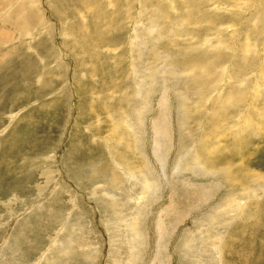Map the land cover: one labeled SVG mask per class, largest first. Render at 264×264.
Here are the masks:
<instances>
[{
    "label": "rangeland",
    "instance_id": "374dc122",
    "mask_svg": "<svg viewBox=\"0 0 264 264\" xmlns=\"http://www.w3.org/2000/svg\"><path fill=\"white\" fill-rule=\"evenodd\" d=\"M0 264H264V0H0Z\"/></svg>",
    "mask_w": 264,
    "mask_h": 264
},
{
    "label": "bare ground",
    "instance_id": "6f19581e",
    "mask_svg": "<svg viewBox=\"0 0 264 264\" xmlns=\"http://www.w3.org/2000/svg\"><path fill=\"white\" fill-rule=\"evenodd\" d=\"M248 49H249V48H248ZM257 86H259V85H257ZM257 86L255 85L256 88H257ZM259 87H260V86H259ZM256 88H255V89H256ZM258 90H259V89H258ZM249 122H250V121H249ZM247 126H248V125H247ZM244 139H245V138H244Z\"/></svg>",
    "mask_w": 264,
    "mask_h": 264
}]
</instances>
